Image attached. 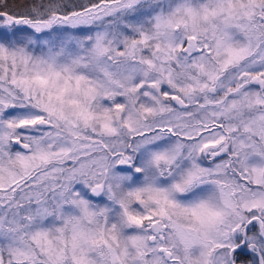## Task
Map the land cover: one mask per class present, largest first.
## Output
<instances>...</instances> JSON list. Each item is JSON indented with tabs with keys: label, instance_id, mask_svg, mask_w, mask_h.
<instances>
[{
	"label": "snow or ice",
	"instance_id": "6c2138e0",
	"mask_svg": "<svg viewBox=\"0 0 264 264\" xmlns=\"http://www.w3.org/2000/svg\"><path fill=\"white\" fill-rule=\"evenodd\" d=\"M0 264H264V0H0Z\"/></svg>",
	"mask_w": 264,
	"mask_h": 264
}]
</instances>
